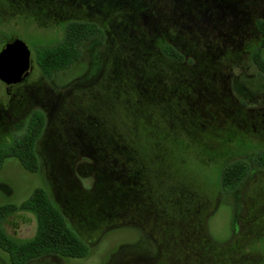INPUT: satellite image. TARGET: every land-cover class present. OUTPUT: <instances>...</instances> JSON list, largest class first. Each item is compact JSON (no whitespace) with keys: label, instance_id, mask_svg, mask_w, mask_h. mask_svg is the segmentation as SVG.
I'll use <instances>...</instances> for the list:
<instances>
[{"label":"rangeland","instance_id":"rangeland-1","mask_svg":"<svg viewBox=\"0 0 264 264\" xmlns=\"http://www.w3.org/2000/svg\"><path fill=\"white\" fill-rule=\"evenodd\" d=\"M162 1L0 0V49L16 36L31 59L28 76L11 90L0 81V147L24 134L34 111L45 116L36 145L39 171L30 173L16 159H6L0 205L19 204L44 187L89 247L82 258L46 255L26 264H259L250 245L252 229L240 227L264 212V168L256 162L264 150V75L250 56L260 40L256 20L264 17V0H234L241 7L238 17L219 19L212 5L205 11L175 0L170 9L171 0ZM62 18L95 23L100 32L81 44L78 61L48 78L36 56L62 39ZM169 28L189 42L192 37L195 65L213 60L218 68L192 74L195 65H189L179 84L168 85V98L146 102L140 81L159 76L163 81L184 70L158 53L172 38ZM97 120L112 128L104 134L111 131L128 145L127 155L146 164L138 171L145 179L140 197L153 202L151 209L106 215L94 199L96 168L87 159L72 162L78 178L73 175L68 186L61 181L69 146L86 142L79 135ZM86 147L97 148L81 144L73 150L83 155ZM236 160L245 161L248 171L226 193L220 171ZM2 227L25 241L35 234L36 219L20 211ZM0 264H10L1 249Z\"/></svg>","mask_w":264,"mask_h":264},{"label":"trees","instance_id":"trees-1","mask_svg":"<svg viewBox=\"0 0 264 264\" xmlns=\"http://www.w3.org/2000/svg\"><path fill=\"white\" fill-rule=\"evenodd\" d=\"M256 26L260 40L250 56L258 72L264 75V17L257 18ZM161 29H165V27H159L155 31L161 32ZM168 30L170 31L171 29L169 28ZM99 32V27L89 21L79 20L67 23L64 26L63 37L57 44L42 47L39 50L36 56V63L41 73L49 78L54 73L71 67L80 58L81 44ZM177 38L180 39L179 37ZM180 40H182V43L177 40L178 45L176 48L171 45V39L160 44L158 53L163 58L175 62L179 66L177 69L182 68L184 72L177 70L180 73L179 75L173 74V76L169 75V77L166 75L163 81L159 78L160 76L140 81L149 86L146 90L143 89L144 92L142 91V96L146 102H157L163 98H168L170 94L168 87H174L175 83L179 84L180 79L187 76L184 74L186 67L195 65L194 59L196 57L194 58L195 55L189 53L191 51L190 47L193 48L191 46L193 43L192 37H190V42L186 36ZM209 41L213 42V39H209ZM212 61L207 60L208 71L218 68ZM205 64L192 66L196 72L192 73L191 70L188 73L200 74L199 70H203ZM151 73H156V71ZM160 84H166L167 86L163 89ZM180 86L181 84L176 87ZM173 91L171 90V92ZM44 125V114L41 111H34L29 118L24 134L12 143L0 147V170L6 159L14 158L26 171L30 173L39 171L40 162L36 145ZM89 127L91 129L87 130L83 135H79L83 136V139L88 144L74 140L75 142L69 146L71 152L68 155L70 154L73 159L67 155L64 160L66 161L67 169H60L61 181L65 184L67 183L66 185L68 186L70 179L74 176L78 178V171L73 168L72 162L73 160H79L78 158L87 159L96 168L95 170L92 169V171L95 173L96 182L98 180L99 189L96 191L94 199L103 207L102 209L106 215L107 213L108 215L109 213L121 214L123 211L129 210L136 212L137 210L145 211L151 209L153 202L149 198L140 197V194L142 195L145 189V179H140V166L144 165L146 167V164L135 162V158L133 159L131 153L127 155L125 149H127L128 145L119 141V137H114L111 132L112 128H108L107 124L102 125L97 120L94 125ZM108 129L111 130L109 131L111 133L104 134L103 132ZM94 140L96 141L94 142ZM81 144L83 146L95 144L97 147L96 151L91 150V147H86L82 149L84 154L79 155L73 149L79 148ZM256 162L260 167L264 168V150L256 155ZM247 171V163L243 160L226 163L220 171V187L226 193L234 191L246 176ZM126 197H131V200H127ZM176 202L178 201H174L172 204ZM20 211L29 212L36 219L35 234L25 241L13 238L2 227V223L6 218ZM0 249L7 254L10 264H26L33 259L46 255H55L62 258H82L89 251L88 245L68 224L63 211L44 187L34 188L30 195L19 204L4 203L0 205Z\"/></svg>","mask_w":264,"mask_h":264},{"label":"flooded vegetation","instance_id":"flooded-vegetation-1","mask_svg":"<svg viewBox=\"0 0 264 264\" xmlns=\"http://www.w3.org/2000/svg\"><path fill=\"white\" fill-rule=\"evenodd\" d=\"M165 1L166 0H163L162 4L168 3V2H165ZM189 2H190V5L193 8L201 9V10H205V11H206V7H208L209 5H212V7L215 8V10H217L216 13H217V18L218 19L219 18H223L224 16L225 17L226 16L229 17V15H232L233 18H234V17H238L237 13L240 14L239 13V8H241V7H238L236 5V3L234 2V0L233 1L232 0H189ZM175 3H176L175 0L169 1L170 9H174ZM56 5L57 6H61V5H58V4H56ZM203 8H205V9H203ZM219 11H221V12H219ZM217 18H215V19H217ZM72 21H79V20L70 19V18H62L60 21H58V25L64 27L67 23L72 22ZM170 32H171L170 33V37H172L171 38V45L174 48H176L178 44H177V40L175 39V37H184V36L179 35L177 33H174V32H172V30H170ZM157 35L158 34H156L155 37ZM164 35H166V34H163L161 37H167V36H164ZM212 62L216 63L215 61H212ZM203 71H208L207 64H205L203 66ZM139 84H140V87H142V89H144V90H146L147 87H149V86L143 84L142 82H140ZM13 86L14 85L6 86L5 89L6 90H11L13 88ZM161 86H167V85L166 84H160V87ZM211 117H213V116H211ZM249 222H250V224H247L244 227H242V226L240 227L239 226L240 230L241 229H246L247 226L248 227L250 226L249 228L252 229L251 232H252V235L254 236V238H253L254 240L250 243V245L257 252V259H258L259 264H264V242H263L264 241V212L261 211L259 215L254 216L253 219H250ZM238 230H239V228H238ZM237 246H238V244H237ZM234 251L236 252V248L234 249ZM220 256L223 259V254L220 255Z\"/></svg>","mask_w":264,"mask_h":264},{"label":"water","instance_id":"water-1","mask_svg":"<svg viewBox=\"0 0 264 264\" xmlns=\"http://www.w3.org/2000/svg\"><path fill=\"white\" fill-rule=\"evenodd\" d=\"M30 70V51L19 38L10 37L0 49V81L6 86L19 84Z\"/></svg>","mask_w":264,"mask_h":264}]
</instances>
